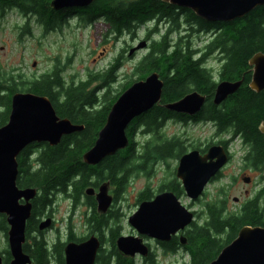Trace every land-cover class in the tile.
Listing matches in <instances>:
<instances>
[{"label": "trees", "instance_id": "obj_1", "mask_svg": "<svg viewBox=\"0 0 264 264\" xmlns=\"http://www.w3.org/2000/svg\"><path fill=\"white\" fill-rule=\"evenodd\" d=\"M51 0H0V13L5 8H17L25 15L36 17L37 22L43 25L45 30H51L59 25L64 17L55 13L49 7ZM187 20L198 24L200 29H211L216 32L212 41L215 48L220 49L224 64L218 68L220 78L241 82L237 91L230 95L223 103L214 106L209 98L211 91V76L199 66V62L193 60L188 48L181 46L176 40L169 42L167 36L151 47L148 54L133 68L136 79H131L121 87V90L111 97L110 89L115 73L119 66L116 62L110 64L102 73L89 76L85 81L66 85L61 79L58 69L46 72L38 78L25 79L20 74L0 75V93L6 92L0 98L7 105V110L0 111V127L4 125L10 112L11 96L18 92H28L47 97L57 116L68 119L72 124L82 125L84 129L80 133L65 136L57 146L47 144L28 146L24 154L18 158L19 175L17 187L20 189L33 188L37 194L33 199L31 220L26 226V235L31 233L32 226L37 218L43 216L51 207L55 194H63L71 198L74 204L82 199L85 190L90 186H97L99 182L109 181L120 192L132 172V137L134 129H127L129 147L120 154L107 158L96 167H90L83 163L82 155L88 151L97 138L99 130L104 126L111 106L117 98L133 82L145 79L153 72H157L164 82L162 99L142 118L140 124L144 125L147 133H158L165 120L173 117L175 113L168 112L163 105L173 103L194 91L203 95L209 94L206 104L198 113V120H211L215 123L217 135L229 134L230 138L238 135L244 143L251 148V153L245 161L249 167L256 170L264 169V141L258 127L264 122V93L254 94L245 81L250 77L249 60L256 53L264 54V6L257 7L242 19H236L228 23H208L197 18L190 10L181 9ZM88 15L82 18L86 23L93 22L94 18L105 15L117 26L129 22L142 24L155 15H174L169 8L164 7L158 0H94L87 7ZM119 36V35H118ZM173 42L178 43L175 48H168ZM99 85L92 87V83ZM211 83V82H210ZM212 84V83H211ZM103 90L101 97L98 91ZM107 103V105H105ZM96 108V109H95ZM41 147L39 153L29 151ZM150 146V144H149ZM146 151V153H145ZM184 152L181 142L178 140L161 141L155 138L151 143V163L165 161L169 158H179ZM34 155H31L33 154ZM143 160L148 162L147 149L143 152ZM142 154V155H143ZM34 158V159H32ZM34 160L32 163L30 160ZM143 166L136 165L140 169ZM178 185H170L168 188L178 196L182 190ZM152 198L146 192L140 195L139 201ZM94 211L91 220L98 221L95 203L86 199ZM207 217L203 224L193 222L183 232L186 245L183 246L189 264H208L213 261L221 249L227 246L244 226H260L264 228V184L260 189L246 200L237 213L224 215L222 208L216 204L206 206ZM8 225L4 216H0V233L7 239ZM179 240L175 238L164 244L165 252L174 253L178 248ZM58 244L55 261L64 264ZM24 253L30 255L35 264H49L52 261L50 249L44 240H32L30 244L23 246ZM5 262L10 259L9 251H5ZM120 264H131L129 260L119 258ZM143 264H159L155 257L149 254L142 260ZM132 264H136L132 259Z\"/></svg>", "mask_w": 264, "mask_h": 264}, {"label": "water", "instance_id": "obj_2", "mask_svg": "<svg viewBox=\"0 0 264 264\" xmlns=\"http://www.w3.org/2000/svg\"><path fill=\"white\" fill-rule=\"evenodd\" d=\"M176 7L190 10L206 22L228 23L242 19L257 7L264 6V0H160ZM94 0H51L49 7L54 12L72 8H87ZM142 42L134 51L144 48ZM252 71L249 87L254 92L264 91V54L256 53L248 62ZM241 82H220L215 89L213 104L223 103L240 87ZM164 82L157 72L131 84L117 98L107 115L104 126L99 130L94 145L82 155L87 166H97L106 158L128 148L127 129L138 117L148 113L162 99ZM10 112L6 124L0 127V215L5 216L8 225L7 240L11 260L8 264H32L30 256L23 251L26 238V223L31 217L32 201L37 191L33 188L17 187L19 175L18 157L32 144L57 146L63 137L82 132L84 126L72 124L66 118L57 116L50 100L28 92L11 96ZM205 98L192 92L176 102L165 104L164 108L177 114L194 116L204 106ZM258 130L264 141V122ZM228 158L222 146H211L205 155L191 151L178 160L176 178L185 195L197 200L206 185L227 164ZM244 183L249 179L242 178ZM110 183H102L97 192L87 188L85 195L94 197L96 212L105 214L113 197L109 194ZM236 200V199H235ZM194 222V214L187 210L173 192H162L151 200L142 201L135 213L128 219L137 236L119 237L115 241L119 254L125 258L136 256L146 258L149 248L143 237L161 243H169L173 237L183 233ZM50 220L40 222L43 231ZM181 246L186 245L183 235L179 236ZM99 242L91 236L81 243H68L64 247L65 264H94ZM0 264H3L0 256ZM208 264H264V228L244 226L236 237L218 256Z\"/></svg>", "mask_w": 264, "mask_h": 264}, {"label": "rangeland", "instance_id": "obj_3", "mask_svg": "<svg viewBox=\"0 0 264 264\" xmlns=\"http://www.w3.org/2000/svg\"><path fill=\"white\" fill-rule=\"evenodd\" d=\"M27 16L17 9H9L3 15L0 14V75L5 74L7 77L8 73L14 76L20 74L25 79H33L58 69L66 85L76 84L85 81L89 76L102 73L114 63L117 57H122L120 68L115 73L116 81L106 87L110 89L112 97L128 81L136 79L133 68L148 54V50L141 49L131 58L129 57L130 47L133 48L138 42L145 40L146 30L143 29L138 30L132 37L129 34L113 36L107 33V27L100 20L86 23L76 16H67L59 25L51 30H45L37 22L36 17ZM172 39L175 41V36H172ZM98 85L99 82L92 83L93 88ZM103 92L102 89L98 91V97H101ZM199 127L181 126L168 121L156 134L144 132L145 127L142 124L135 127L133 141L137 146L132 160V172L128 174L120 192L115 194L112 186L109 189L110 195L117 197L111 208L114 218L110 219L112 222L108 223L109 228L114 227L121 235L130 233L132 227L127 222V218L130 213L136 212L140 195L148 192L153 197L175 179L178 158L145 163V160L138 159L137 155H141L146 150L148 143L151 146L157 136L165 142L178 140L185 148L189 143L209 137V133ZM229 138V134H223L217 137V142ZM246 151L247 149L242 148L239 140L234 141L231 145V162L220 171V178L209 182L197 200L188 198L184 190L178 196L176 195L180 203L194 214L195 223L198 225L204 223L207 217L206 206L210 204H216L218 208H222L225 216L237 213L246 200L254 196L264 184V178H262L264 169L256 170L249 167L244 161ZM32 159L30 161L34 163ZM136 165L143 167L138 169ZM244 172L253 178L250 185H245L242 181L241 175ZM245 192L248 193L247 197L244 195ZM236 198L239 199L238 202H234ZM85 203L87 202L84 197L79 204H74L73 200L66 195L55 194L51 207L46 212L48 214H44V216L49 215L54 221V228L52 231L44 232L43 237L38 239L44 240L50 249V246L57 241V235L60 236V241H63L69 225L78 237L83 236L86 233L84 223L91 214V209ZM132 236H137L133 228ZM33 237L36 236L30 233L25 244H30ZM105 238H108L107 233ZM143 241L151 247L157 263L189 264V257L180 244L174 253H169L155 248V244L151 243L149 238L143 237ZM107 248L106 244L105 249ZM8 250V240L1 232L0 255L5 257L4 253ZM142 260L143 258L139 256L134 259L136 264H143Z\"/></svg>", "mask_w": 264, "mask_h": 264}, {"label": "flooded vegetation", "instance_id": "obj_4", "mask_svg": "<svg viewBox=\"0 0 264 264\" xmlns=\"http://www.w3.org/2000/svg\"><path fill=\"white\" fill-rule=\"evenodd\" d=\"M126 1L130 2V4L132 3V0H126ZM158 1H160V0H158ZM160 3L164 7L169 8L174 14H177L176 17L173 14L170 16V15H167V14L163 13L162 15H155L153 18L148 19L147 21H145L142 24L133 23L132 20H131V22H129L127 24L120 25V26H117V22H112V20H109L107 18V16H105V15L97 16L93 20H100L107 27V29H106L107 33L108 34H112L113 36H118V35H122V34H129L132 37V35L136 34V32L138 30H140V29L146 30V32H145V40H143V42L145 43V49L148 50V52L151 50V47L154 44H156L157 42H159L160 40H162L163 37L167 36V40L169 42H171L170 39L173 41L172 36H175V40L177 42L182 41L181 43H179L181 46H184V48L185 47L188 48V52L191 55V57L193 58V60H196V61L199 62L200 68H202L204 71H206L208 74H210V76H211L210 82L212 84L210 82H208V83L211 85V91L210 92H212V93H210V95L209 94L203 95V94L198 93V92L197 93L205 98L204 105L206 104V99L208 98L207 97L208 95H209V98L211 99V102H212L214 94H215L216 86L220 82H224V81L225 82H232V83L233 82H238V79H236L234 81H229V80L227 81L225 79L220 78L219 75H218V70H219L218 68H220V66H222L224 64V60H223L224 58H223V55L220 53V49L219 48H215L213 46V44H212V41L214 40V38L216 36V32L214 30H211V29H208V30L203 29L202 30V29L199 28L198 24L187 20L186 17H185V13L181 10V9H184V8L176 7L174 5H170L168 3H163L161 1H160ZM13 9H17V8H13ZM17 10H19V9H17ZM6 11H8L7 8H5V10L2 11L0 14L3 15ZM55 13H60L59 16L60 17L62 16L64 18L67 17V16H76L79 19L85 18L88 15L87 14L88 13L87 8H72V9H67V10H63V11L55 12ZM208 23H210V22H208ZM214 23H216V22H214ZM41 27L43 28L42 24H41ZM194 42L196 44H194ZM141 43L138 42L136 44V46H138ZM177 45H178V43L173 42V43H171L169 45L168 48H175ZM131 49H132V46L130 47L129 50H131ZM129 57L131 58L132 54ZM114 62H116L118 64V66H120L121 62H122V57H117V59H115ZM213 66H216L217 68H214ZM131 71H132V69H131ZM215 72H217L216 75H215ZM251 77H252V71H250L249 79L245 81V84L247 85V88L251 92H253L254 94L264 93V91L254 92V91H252L250 89L249 84H250V81H251ZM194 92H196V91H194ZM5 94H6V92H5ZM5 94L1 92L0 93V98H1V96L5 95ZM212 104H213V102H212ZM10 105H11V102H10ZM163 108H164V105H163ZM0 109L2 111L3 110H7V105L2 103L1 106H0ZM168 112H170V111H168ZM144 115L145 114H143L142 116L136 118L130 124L132 129H135V127L142 122V118L144 117ZM7 121H8V117H7V120H6V122L4 124H6ZM168 121H173L175 123H178L181 126H200L199 128H202V130L204 132H208L209 133V137L203 138L202 140L195 141L192 144L189 143L188 146H186V148L182 145V147L184 148L183 154H186V153L191 152V151H197V152H199V154L201 156H203V155L206 154L207 150L211 146L219 145V146H222L223 149L225 150V152L227 154V158H228V163L227 164H229L231 162V160H232L231 145H233L234 141H238V140H239V143L241 144L242 148L243 149H245V148L247 149L246 154L244 155V161H245L246 157L251 153L250 146L247 143H244L242 138L239 137L238 135H235L234 137H232V139L229 138L228 140L225 139V140H221V141L217 142V137H220L221 135H217V130H216L215 123L213 121L207 120V119L203 120V121H199L198 120V114H196L194 116H188V115H185V114H177V113H175V115L173 117L165 120L164 123H166ZM74 134H76V133H74ZM71 135H73V134H71ZM149 144L150 143H148V145L146 146V149H147V152H148V159H149L148 162H151V160H150L151 156L149 154L151 146H149ZM35 145H40V144H32L31 146H35ZM43 145H45V144H43ZM132 145H133L132 146V150H133V155H134V151H135V148H136L137 145H136V143H134L133 137H132ZM40 149H41V147L39 146V147H37L35 149H30L29 151L34 152V153H39ZM126 149H128V148H126ZM126 149H124L122 151H125ZM185 149H187L186 152H185ZM24 151L21 153V155L24 154ZM122 151H120V152H122ZM120 152H118L114 156L120 154ZM34 153L31 154V155H34ZM145 153H146V151H145ZM142 154L141 155H137L138 159H142L143 158L144 154L143 155ZM114 156H112V157H114ZM112 157H109V158H112ZM178 160H179V158H178ZM90 167H93V166H90ZM94 167H96V166H94ZM175 173H176V169H175ZM220 175H221V172L218 173L211 180V182L213 180L215 181L216 179L220 178ZM241 178L249 179L248 183H244L245 185H250L253 182V178L250 177L245 172L241 175ZM262 178H264V177H262ZM104 182H109V181L103 180V181L99 182V184L97 186H90L88 188H93V189H95L97 191L98 187ZM172 184L178 185L177 186L178 189L179 190L180 189L183 190L180 181L176 178V175H175V179L171 183L166 185L164 187V190H161L158 194H160L162 192H165V191L172 192L168 188ZM111 186H112V188H114L115 194H116L117 193L116 192V188L110 183V187ZM146 193H148V192H146ZM113 194H114V191H113ZM156 195H154V196H156ZM244 195L247 197L248 193L245 192ZM83 197L85 198V200L87 198L90 199L93 203H95V206H96V202H95L94 197L86 196L85 192H84ZM112 197H113V203H114L117 197H114V196H112ZM153 197L151 199H153ZM238 200L239 199L236 198V200L234 202H238ZM143 201H146V200H143ZM141 202L142 201H139V204ZM113 203L111 204L110 208L108 209V211L105 214L100 215V214H98L96 212L97 215H98V221L91 220V218L93 217V213H94V211H93V209L91 207L92 205L90 203H88V202L85 203V204H87L89 206V209H91L90 217H88L86 223H84V228H86V233L83 236L78 237L75 234V231L72 228V226L69 225V227L66 230V234H65L62 242L60 241V236L57 235V237H56L57 241H55L50 246V252L52 254V261H50L49 264H51V263L58 264L55 261V257L57 255V248H58L57 246H58V244L62 245L59 248V250H61L60 251L61 255L64 257V252H63L64 251V247L68 243H81V242H84L85 240H87L88 238H90L91 236L96 237L98 242H99V245H100L94 264H120V262H119V258L120 257L129 260L130 263L132 264V258H125V257L121 256L119 254L117 248H116V245H115V241L119 237H132V228H131L130 233H128L127 235H121L120 233L117 232V229H114V227L113 228H111V227L109 228L108 227V223L112 222V220H110V219L114 218L113 211L111 209L112 206H113ZM74 206H76V205H74ZM95 210H96V207H95ZM31 213H32V210H31ZM45 214H48V213H45ZM131 216H132V213L129 214V217L127 219H129ZM31 217L27 221V223L31 220ZM49 217H50L49 215H45V216L43 215V217L41 219L40 218L36 219V222H34V226H32L31 233H33L34 236H36L37 238L33 237L31 239L39 240L38 238L39 237H43L44 232H46L47 230L48 231H52L53 230L54 221L51 219V217L50 218ZM46 219L50 220V225H49V227L47 229H45L43 231H40L38 229V226H39L40 222H42V221H44ZM127 222H128V220H127ZM27 223H26V226H27ZM106 233H107V237L108 238H105V234ZM175 238H178V237L177 236L173 237L172 240L175 239ZM26 239L28 240L27 235H26V238H25V242H26ZM150 242L155 244V248H157L161 252H165V250H164V244L165 243L157 242V241L152 240V239H150ZM45 244H46V242H45ZM106 244L108 245L107 249H105ZM24 245H25V243H24ZM148 248H149V254L154 256V254L151 251V247L149 245H148ZM0 256L2 257L3 264H6V262H5V258L6 257H4L2 255H0ZM30 258L32 260V264H35L33 262V259H32L31 256H30ZM10 260H11V256H10L9 261ZM9 261L7 262V264L9 263ZM64 264H65V261H64Z\"/></svg>", "mask_w": 264, "mask_h": 264}, {"label": "bare ground", "instance_id": "obj_5", "mask_svg": "<svg viewBox=\"0 0 264 264\" xmlns=\"http://www.w3.org/2000/svg\"><path fill=\"white\" fill-rule=\"evenodd\" d=\"M214 181V180H213Z\"/></svg>", "mask_w": 264, "mask_h": 264}]
</instances>
